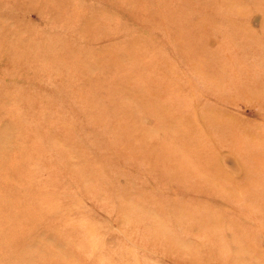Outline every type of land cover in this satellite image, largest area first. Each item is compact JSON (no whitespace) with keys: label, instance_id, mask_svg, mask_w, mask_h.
Masks as SVG:
<instances>
[{"label":"rangeland","instance_id":"obj_1","mask_svg":"<svg viewBox=\"0 0 264 264\" xmlns=\"http://www.w3.org/2000/svg\"><path fill=\"white\" fill-rule=\"evenodd\" d=\"M0 264H264V0H0Z\"/></svg>","mask_w":264,"mask_h":264}]
</instances>
